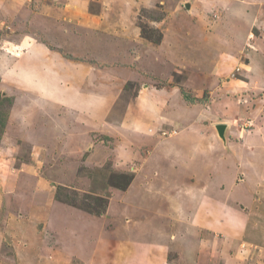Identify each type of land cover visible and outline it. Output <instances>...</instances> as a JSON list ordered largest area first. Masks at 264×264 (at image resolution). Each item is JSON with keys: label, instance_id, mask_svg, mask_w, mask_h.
<instances>
[{"label": "rangeland", "instance_id": "obj_1", "mask_svg": "<svg viewBox=\"0 0 264 264\" xmlns=\"http://www.w3.org/2000/svg\"><path fill=\"white\" fill-rule=\"evenodd\" d=\"M36 44L60 72L54 84L114 96L101 111L108 118L70 113L64 131L44 125L43 97L58 88H40L51 78L40 57L29 61ZM147 88L152 103L134 102ZM168 138L177 162L208 145L214 165L264 210V0H0V264H138L122 248L148 238L123 186ZM203 159L193 154L190 174L200 175ZM190 233L189 248L186 232L169 247L168 264H222L220 248L208 256L212 234L195 257L200 238ZM249 250L245 264H264V249Z\"/></svg>", "mask_w": 264, "mask_h": 264}, {"label": "crops", "instance_id": "obj_2", "mask_svg": "<svg viewBox=\"0 0 264 264\" xmlns=\"http://www.w3.org/2000/svg\"><path fill=\"white\" fill-rule=\"evenodd\" d=\"M93 21L97 20L93 19ZM81 27L92 29L87 26ZM24 50L26 49L24 48ZM45 50L44 47L37 46V44L26 50L30 62H34L37 57H40L38 58V60H41L39 62L49 67L46 78L49 76L51 79L45 80L46 83H43V86L40 85V88L46 89L44 87L45 84L50 87L56 86L58 89L60 88V91L69 90L68 92H72V97L65 99L57 91L58 89H46L48 95L45 94L43 98L46 99L51 109L48 113V108H45L47 112L44 115L42 114L43 118L40 117L44 125H54V128L58 127L59 130H63L61 126L63 124L62 118L64 119V116L70 113H74L75 116L77 115L86 120H89L87 118L92 116L97 119L102 117L108 118L104 115V112L109 106L110 109L113 107L114 100H112V97L114 98V96L104 92L84 94L77 89L75 91L70 90V86L74 85L73 81L70 84L67 82L65 84L63 82L54 84L55 81L52 80L53 74L57 73L59 75L60 72L54 71L53 73V67L51 68L49 61L43 56ZM37 54H40V56ZM47 56L48 58L52 56L55 59L58 58L52 52L48 53ZM57 60L58 64L61 61L65 65L72 66L60 59ZM55 67L58 68V65H54ZM83 67L86 68V66ZM87 69L90 68L87 67ZM33 75H35L34 72H32ZM60 78L63 79V77ZM83 81L85 79L77 80V86H80ZM29 82L26 86L33 88L35 85L32 79ZM37 84L40 83L38 82ZM149 90L147 88V92L145 93L140 89L134 98V102L142 99L143 103L151 104L152 99L147 95L150 93ZM130 106H132V103L129 102L125 107V116L130 115ZM103 110L104 112L101 113ZM133 126L137 125L133 122ZM35 129L38 130L37 128ZM55 130L53 129L54 132ZM92 139L93 137L90 138V141ZM166 140L168 144H159L150 148L151 151L145 159L146 164L142 171L130 173L132 180L124 188L125 197L129 201L126 210L137 209L141 213L139 235H146L148 239L137 241L138 243L126 244L122 249L129 259L138 260V264H168L167 252L169 247L177 248L176 245L179 246V242L182 240V235L185 232L186 238L189 237L186 244L187 248L190 246L189 241L194 240V235L190 232H195L197 238H200L197 241L198 243L193 248H190V253L195 257H198L200 253L203 239L212 234L214 236L213 241L215 242L212 246L209 245L212 248L208 254L210 258L215 256L218 247L221 249L219 257L222 264H245L252 257L248 256L251 252L249 250L250 247L264 249V224L258 218L259 215L264 214V210L261 213L256 212L253 204L255 203V195L246 196L237 190L238 184L236 183L234 173L233 175L227 174L224 166L219 168L217 163L214 165L212 150L206 148L208 145L206 147L205 145L204 147L198 145L195 147L194 153H189L185 157L186 159L177 162L174 159L176 149L170 146V138ZM160 147L163 148V154H159ZM153 150L156 152V155H154L155 163L151 160L154 157L150 156ZM193 154L202 156L205 161V165L203 164L202 167L203 171L200 175L197 174L196 176L190 174L189 170H187L188 160ZM230 160L233 161V158ZM149 163L150 165L153 163V169L146 171V166H149ZM213 171L215 172L214 176L212 175ZM232 172L233 168L230 170V173ZM156 178L159 179V185H154L153 180ZM237 201L241 202L244 207H237L235 204H231V202L237 203ZM245 209H248V211ZM168 228H170L171 233L167 238L166 234L161 232V230ZM111 252L115 253L112 249ZM191 254H188L189 257H193Z\"/></svg>", "mask_w": 264, "mask_h": 264}, {"label": "water", "instance_id": "obj_3", "mask_svg": "<svg viewBox=\"0 0 264 264\" xmlns=\"http://www.w3.org/2000/svg\"><path fill=\"white\" fill-rule=\"evenodd\" d=\"M188 6V5H187ZM216 130H217V133L218 135L221 137V138H224V130L226 128L225 124H216Z\"/></svg>", "mask_w": 264, "mask_h": 264}, {"label": "trees", "instance_id": "obj_4", "mask_svg": "<svg viewBox=\"0 0 264 264\" xmlns=\"http://www.w3.org/2000/svg\"><path fill=\"white\" fill-rule=\"evenodd\" d=\"M121 177H123V176H122V174H121ZM127 178H128V179H130V177H129V176H127ZM123 179H124V178H123ZM128 179L125 181V183H124V186H123V187H125V186L127 185V183H128V182H127V181H128Z\"/></svg>", "mask_w": 264, "mask_h": 264}, {"label": "bare ground", "instance_id": "obj_5", "mask_svg": "<svg viewBox=\"0 0 264 264\" xmlns=\"http://www.w3.org/2000/svg\"><path fill=\"white\" fill-rule=\"evenodd\" d=\"M66 36V35H65ZM50 63V62H49Z\"/></svg>", "mask_w": 264, "mask_h": 264}]
</instances>
